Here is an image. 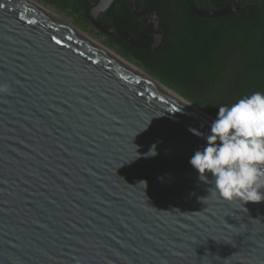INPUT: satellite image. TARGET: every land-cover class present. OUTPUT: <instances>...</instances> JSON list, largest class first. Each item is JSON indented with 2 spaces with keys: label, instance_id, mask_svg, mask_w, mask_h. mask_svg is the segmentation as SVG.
Here are the masks:
<instances>
[{
  "label": "water",
  "instance_id": "1",
  "mask_svg": "<svg viewBox=\"0 0 264 264\" xmlns=\"http://www.w3.org/2000/svg\"><path fill=\"white\" fill-rule=\"evenodd\" d=\"M114 1L91 23L143 48L102 20ZM130 4L155 48L160 16ZM0 5V264H264V201L220 198L189 162L211 126L22 0Z\"/></svg>",
  "mask_w": 264,
  "mask_h": 264
},
{
  "label": "trees",
  "instance_id": "2",
  "mask_svg": "<svg viewBox=\"0 0 264 264\" xmlns=\"http://www.w3.org/2000/svg\"><path fill=\"white\" fill-rule=\"evenodd\" d=\"M59 8L73 6L90 20L97 0H46ZM199 8L217 9L229 0H194ZM157 11L163 39L155 48L152 32L134 15L130 0H115L102 20L128 33L143 48L109 37L123 54L153 76L187 91L195 103L217 115L254 92H264V0H240V10L221 18L191 12L186 0H137Z\"/></svg>",
  "mask_w": 264,
  "mask_h": 264
},
{
  "label": "clouds",
  "instance_id": "3",
  "mask_svg": "<svg viewBox=\"0 0 264 264\" xmlns=\"http://www.w3.org/2000/svg\"><path fill=\"white\" fill-rule=\"evenodd\" d=\"M9 90L0 84V93ZM148 154H156L155 145ZM189 162L201 180L208 181L211 173L212 191L220 198L244 205L264 201V92L219 106L206 146Z\"/></svg>",
  "mask_w": 264,
  "mask_h": 264
},
{
  "label": "bare ground",
  "instance_id": "4",
  "mask_svg": "<svg viewBox=\"0 0 264 264\" xmlns=\"http://www.w3.org/2000/svg\"><path fill=\"white\" fill-rule=\"evenodd\" d=\"M22 1L26 3L28 6L32 7L36 11L46 16L47 18H49L50 20L55 21L58 25L63 27L65 30L72 33V35L78 37V39L93 46L98 52L103 54L113 63L124 68L130 75H132L136 79L144 82L156 92L161 93L165 97L174 101V103H177L178 105H180L182 108L195 114L205 123H207L209 126H211L212 122L216 119L214 116L208 114L201 108L197 107L195 104H193L192 102L184 98L182 95L177 93L172 88L167 87L165 84L161 83L156 78H153L152 76H150L143 68L139 67L133 62L128 61L126 58L119 55L115 51L108 49L97 39L85 33L84 31L80 30L79 28L74 26L70 21L63 18L56 12L44 7L43 5L37 3L34 0H22Z\"/></svg>",
  "mask_w": 264,
  "mask_h": 264
},
{
  "label": "rangeland",
  "instance_id": "5",
  "mask_svg": "<svg viewBox=\"0 0 264 264\" xmlns=\"http://www.w3.org/2000/svg\"><path fill=\"white\" fill-rule=\"evenodd\" d=\"M34 1H36L37 3L43 5L44 7L48 8L50 10L56 12L57 14L62 16L63 18H65L68 21H70L74 26H76L80 30L84 31L85 33H87V34L91 35L92 37H94L95 39H97L99 42H101L108 49L115 51L119 55H121L124 58H126L128 61L133 62L136 65H138V63L134 62L131 58H129L125 54H123V52L121 51V49L118 46L113 45L112 42L109 40L108 35H106V34L100 32L99 30H97L91 22H87L82 17L81 13L78 10H76L73 6H70V7H67V8H59V7L53 6L52 4H49L46 0H34ZM139 67H141V66H139ZM141 68H143V67H141ZM143 69L150 76H152L153 78H156L148 70H146L145 68H143ZM156 79L159 80L161 83L165 84L167 87H170L173 90H175L177 93H179L184 98H186L187 100H189L190 102L195 104L197 107L201 108L202 110H204L205 112L210 114L207 110H205L202 107H200L199 105H197L195 103V99L192 98L187 91H185L183 89H180V88H176L177 86H175L173 84H169L167 82H164V81H162L159 78H156ZM212 116H214L216 118L217 115H212Z\"/></svg>",
  "mask_w": 264,
  "mask_h": 264
},
{
  "label": "snow or ice",
  "instance_id": "6",
  "mask_svg": "<svg viewBox=\"0 0 264 264\" xmlns=\"http://www.w3.org/2000/svg\"><path fill=\"white\" fill-rule=\"evenodd\" d=\"M0 6H2V5H0ZM58 43H59V41H57Z\"/></svg>",
  "mask_w": 264,
  "mask_h": 264
},
{
  "label": "flooded vegetation",
  "instance_id": "7",
  "mask_svg": "<svg viewBox=\"0 0 264 264\" xmlns=\"http://www.w3.org/2000/svg\"><path fill=\"white\" fill-rule=\"evenodd\" d=\"M141 7H143V6H141ZM141 45V44H140Z\"/></svg>",
  "mask_w": 264,
  "mask_h": 264
}]
</instances>
